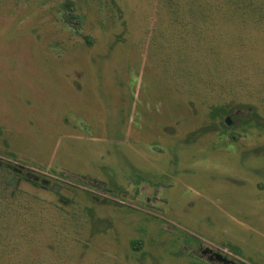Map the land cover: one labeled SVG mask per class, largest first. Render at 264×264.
Here are the masks:
<instances>
[{
	"label": "rangeland",
	"instance_id": "rangeland-1",
	"mask_svg": "<svg viewBox=\"0 0 264 264\" xmlns=\"http://www.w3.org/2000/svg\"><path fill=\"white\" fill-rule=\"evenodd\" d=\"M168 18L157 0H0V166L22 171L26 216H2L0 264H264V130L251 106L211 112L233 102L186 78ZM255 47L231 70L264 118Z\"/></svg>",
	"mask_w": 264,
	"mask_h": 264
},
{
	"label": "trees",
	"instance_id": "trees-1",
	"mask_svg": "<svg viewBox=\"0 0 264 264\" xmlns=\"http://www.w3.org/2000/svg\"><path fill=\"white\" fill-rule=\"evenodd\" d=\"M157 4L163 5L169 14L168 31L172 30L171 43L177 52L175 59L178 63H185L186 78H194L200 84L202 94L217 99L227 94L233 102L231 107V102L223 104L219 101L211 106V112L225 115L230 110H243L251 106L255 111L246 114L249 121L254 119L256 123L247 122V126L264 130V118L256 112L258 108L238 102L248 96L246 87L252 79L251 74L240 77L239 72L233 74L231 70L232 65L237 67L243 62L249 63L252 60L251 52L256 53L255 44H264V0H157ZM198 66H202L201 69ZM222 66L223 71H220ZM262 74L263 71L258 74L262 85L254 96H259L255 97L264 109ZM217 84L223 85L222 95L216 91ZM3 165L0 166V220L4 219L2 216L7 219L12 215L21 216L25 211L24 203H21L23 199L15 197V189L14 192L10 190L11 175L22 171L9 162ZM24 177L35 185L39 184L34 176L30 178L26 174ZM10 204L17 205L20 210L10 209ZM140 243L139 240H132L131 248L139 250Z\"/></svg>",
	"mask_w": 264,
	"mask_h": 264
},
{
	"label": "water",
	"instance_id": "water-1",
	"mask_svg": "<svg viewBox=\"0 0 264 264\" xmlns=\"http://www.w3.org/2000/svg\"><path fill=\"white\" fill-rule=\"evenodd\" d=\"M226 124L229 125L230 124V119L229 118H226L225 120ZM30 178L33 177V175H29ZM210 251V250H209ZM213 255H215V257L217 258V260L223 262L224 264L228 263L229 261L226 260V258L221 255L220 253H214Z\"/></svg>",
	"mask_w": 264,
	"mask_h": 264
},
{
	"label": "flooded vegetation",
	"instance_id": "flooded-vegetation-1",
	"mask_svg": "<svg viewBox=\"0 0 264 264\" xmlns=\"http://www.w3.org/2000/svg\"><path fill=\"white\" fill-rule=\"evenodd\" d=\"M209 256H210V255H209ZM212 258H213V259H217V258L215 257V255H213Z\"/></svg>",
	"mask_w": 264,
	"mask_h": 264
}]
</instances>
